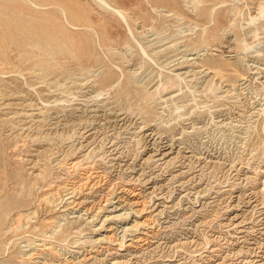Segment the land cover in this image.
Instances as JSON below:
<instances>
[{"label": "rangeland", "instance_id": "374dc122", "mask_svg": "<svg viewBox=\"0 0 264 264\" xmlns=\"http://www.w3.org/2000/svg\"><path fill=\"white\" fill-rule=\"evenodd\" d=\"M105 1L0 0V264H61L43 242L78 264H215L216 243L253 247L264 236L235 239L261 209L245 196L264 181V0ZM161 145L172 162L144 160ZM124 226L147 244L110 255L102 236Z\"/></svg>", "mask_w": 264, "mask_h": 264}, {"label": "bare ground", "instance_id": "6f19581e", "mask_svg": "<svg viewBox=\"0 0 264 264\" xmlns=\"http://www.w3.org/2000/svg\"><path fill=\"white\" fill-rule=\"evenodd\" d=\"M98 1H101V3L103 4V5H105V4H107L106 3V1L105 0H98ZM260 2V1H259ZM259 4V3H258ZM259 13L257 14V15H254V16H252L251 17V21H254V20H257L258 18L257 17H259V16H264V7H261V8H259ZM116 13H118V14H120V15H123L122 14V11H120V10H117L116 11ZM231 21V20H230ZM256 24H257V22H256ZM103 28V27H102ZM262 29H264V25H261L260 27L259 26H257V27H255V29L254 30H251V33H252V36H253V38H255V37H257L258 36V30H262ZM104 30V29H103ZM102 30V31H103ZM30 32V31H29ZM28 32V33H29ZM105 32V31H104ZM32 33H34V32H32ZM105 34V33H104ZM248 34V33H247ZM28 35V34H27ZM106 35V34H105ZM262 35H264V34H262ZM108 36V35H107ZM4 38V37H3ZM252 38V37H251ZM247 39V38H246ZM258 40V39H257ZM259 40H260V38H259ZM255 41V40H254ZM2 42L4 43V41H3V39H2ZM1 43V42H0ZM245 43V42H244ZM2 44V43H1ZM233 44V43H232ZM40 46V45H39ZM234 46V45H233ZM236 46H238V45H236ZM3 48H4V45H3ZM1 49V48H0ZM240 49V48H239ZM2 50V49H1ZM231 50V49H230ZM2 52V51H1ZM40 60V59H39ZM42 61V63H43V59H41ZM35 63V62H34ZM46 63V62H45ZM37 64V63H36ZM35 64V65H36ZM39 65H41V64H39ZM48 65V64H47ZM49 66H50V64H49ZM45 66H43V68H44ZM42 68V67H41ZM212 68L214 69V67L212 66ZM216 68V67H215ZM46 69V68H45ZM48 69V68H47ZM215 71H218V70H215ZM214 73V72H213ZM179 74V73H178ZM215 75V74H214ZM218 76H220V75H218ZM214 77V76H213ZM176 78V77H175ZM166 83V82H165ZM175 85V79H173V80H171L170 82H167V87H173ZM166 86V85H165ZM247 108V107H246ZM253 109H254V107H253ZM100 111V110H99ZM255 113V112H254ZM250 115V114H249ZM105 116V115H104ZM117 117V116H116ZM66 119V118H65ZM79 119H81V118H79ZM95 119V118H94ZM93 119V120H94ZM68 121V120H67ZM71 121V120H70ZM77 122V121H76ZM83 122V121H82ZM145 123V122H144ZM80 124V123H79ZM67 125V124H66ZM68 126V125H67ZM87 127V126H86ZM84 132V131H83ZM91 135V134H90ZM90 138V137H89ZM93 140V139H92ZM91 142V141H90ZM91 144V143H90ZM173 144V143H172ZM171 144V145H172ZM81 145V144H80ZM173 145H175V144H173ZM84 148V147H83ZM92 149H94V148H92ZM79 150V149H78ZM171 149V147H169V146H160L159 148H157V149H155L154 150V152L155 153H153V154H149L148 156H147V158H144V160L146 159V160H151L152 158H154L155 156H158V158H157V160L159 161V160H164V162H163V164H167L168 162H172V160H174V157L175 156H171L170 157V154H172V151H174V150H172ZM179 150V149H178ZM76 151V150H75ZM89 151V150H88ZM80 152V151H79ZM78 152V153H79ZM87 152V151H86ZM186 152V151H185ZM188 152V151H187ZM88 153V152H87ZM177 153V152H176ZM179 153H180V151H179ZM92 154V153H91ZM177 155V154H176ZM184 155H186V154H184ZM183 156V155H182ZM69 157V156H68ZM82 157V156H81ZM191 157V156H190ZM183 158H185V157H183ZM145 160V161H146ZM154 160H155V158H154ZM156 160V161H157ZM178 161V160H177ZM183 161V160H182ZM61 163V162H60ZM88 163V162H87ZM69 164V163H68ZM73 164V167L75 166V167H78V166H80L81 165V160L79 161L78 159L77 160H74V163H72ZM169 164V163H168ZM172 164H174V163H172ZM170 165H171V163H170ZM86 166V165H85ZM88 166V165H87ZM233 166V165H232ZM236 166V165H235ZM72 167V168H73ZM74 167V168H75ZM166 167V166H165ZM91 170V169H90ZM170 172V171H169ZM184 172V171H183ZM261 172H264V169H262L261 170ZM95 173V172H94ZM86 174V173H85ZM173 175V174H172ZM37 177V176H36ZM194 178V177H193ZM192 178V179H193ZM153 180V179H152ZM182 180V179H181ZM147 181V180H146ZM172 181V180H171ZM86 182H88V181H86ZM98 182V181H97ZM184 182V181H183ZM261 183H260V185H259V187H260V189L259 190H252V191H250V193H249V195H247V196H245L246 197V199H247V201H246V203H250V205L251 204H253V206H252V209H256L257 208V206L258 205H260L259 206V208H261L257 213H258V218H259V220H257V222L256 223H253V225L252 224H250V225H252V226H250V231H247V229L248 228H242V229H245L247 232H246V234H243L242 236H240V237H237L236 239H235V241H238L239 239H242V241H241V243H246L250 238H249V236H251L252 235V233H254L255 232V234L257 233V234H259V236L260 237H258V238H260L261 239V236H264V181H260ZM95 183V182H94ZM179 183H182L181 181L179 182ZM192 183V182H191ZM77 184H80V183H77ZM92 184V183H91ZM83 186H85V184L83 183L82 184ZM66 186V185H65ZM88 186V185H87ZM95 186V184H93V187ZM155 186V185H154ZM58 187V186H57ZM67 187V186H66ZM86 187V186H85ZM84 187V188H85ZM89 187V186H88ZM189 187V186H188ZM64 188V187H63ZM62 188V189H63ZM69 188H71V187H69ZM68 188V189H69ZM74 189H76L75 187H73ZM87 188V187H86ZM85 188V189H86ZM92 188V187H91ZM156 188V187H155ZM55 189V188H54ZM57 189H59V191H61L60 190V188L58 187ZM56 189V190H57ZM93 189V188H92ZM106 189V188H105ZM156 190V189H155ZM53 191V190H52ZM70 191V190H69ZM68 191V192H69ZM72 191V190H71ZM70 191V192H71ZM83 191V190H82ZM125 191H127L126 189H125ZM51 192V191H50ZM54 192V191H53ZM56 192V191H55ZM64 192H65V190H64ZM73 192V191H72ZM75 192V191H74ZM104 192V191H103ZM155 191H153V193H154ZM190 192V191H189ZM192 192V191H191ZM197 192V191H196ZM66 193H67V190H66ZM82 193V192H81ZM131 193V196H130V198L131 199H135V197H132V196H135V194L137 195V193H133V192H130ZM133 193V194H132ZM44 194H45V192H44ZM53 194V193H52ZM57 194V193H56ZM80 194V193H79ZM101 194V193H100ZM108 194V193H107ZM122 194V193H121ZM124 194V193H123ZM160 194V193H159ZM247 194V193H246ZM57 195H59V194H57ZM61 195V194H60ZM67 195H68V193H67ZM72 195V194H71ZM81 195V194H80ZM86 195V194H85ZM111 194H108L107 196H110ZM112 195H113V193H112ZM111 195V196H112ZM128 195V194H127ZM258 195V196H257ZM49 196V195H48ZM48 196L47 197H45V196H43V198H44V200H46L47 198H48ZM70 196V195H69ZM76 196V195H75ZM77 196H78V194H77ZM102 196V195H101ZM126 196V195H125ZM61 197V196H60ZM72 197V196H71ZM83 197V196H82ZM117 199H118V201H120V200H122V201H125L127 198L125 197V198H123L124 196L123 195H116L115 196ZM143 197V196H142ZM149 197V196H148ZM56 198V197H55ZM69 198V197H68ZM76 198V197H75ZM77 198H79V197H77ZM146 198V197H145ZM168 198V197H167ZM50 199V198H49ZM85 199V198H84ZM102 199V198H101ZM124 199V200H123ZM131 199H129V200H131ZM160 199H161V197H160ZM56 200L57 199H55V202H56ZM78 200V199H77ZM107 200H109V199H106V201ZM150 200V199H149ZM51 201H52V197H51ZM83 201V200H82ZM81 201V202H82ZM127 201V200H126ZM165 201V200H164ZM8 202V201H7ZM68 202V201H67ZM80 202V203H81ZM98 202V201H97ZM162 202V201H161ZM182 202V201H181ZM74 203H75V200L74 201H72L71 202V204H73V206H76V205H79V200H78V202L76 203V205H74ZM84 203V202H83ZM82 203V204H83ZM133 204H138V202L137 201H135V202H132ZM131 203V204H132ZM144 203V202H143ZM158 203H160V202H158ZM49 204H51L50 202H49ZM204 204V203H203ZM245 204V203H244ZM67 205H70V204H67ZM92 205V204H91ZM159 205V204H158ZM201 205V204H200ZM247 205V204H246ZM106 206V205H105ZM175 206V205H174ZM249 206V205H248ZM68 207V206H67ZM77 208H78V206H77ZM97 208H101L100 206L99 207H97ZM115 208V207H114ZM142 208V207H141ZM167 208V207H166ZM170 208V207H169ZM200 208H202V207H200ZM142 210V209H141ZM163 210V209H162ZM164 211V210H163ZM112 212V211H111ZM0 213H2V212H0ZM128 213V212H127ZM135 213V212H134ZM252 213V212H251ZM34 214V213H33ZM69 214V213H68ZM94 214V213H93ZM7 215V214H6ZM122 216V215H121ZM128 216V215H127ZM183 216V215H182ZM104 217H105V215H104ZM160 217V216H159ZM165 217V216H164ZM181 217V216H180ZM261 217V218H260ZM2 218V217H1ZM53 218V217H52ZM60 218H62V217H60ZM92 218H93V216H92ZM105 218H107V219H104L105 221H107V220H109V221H111V222H113V223H115L114 221H116L117 220V218H121V217H118V214H117V216L116 215H113V216H111V217H109L108 215L105 217ZM172 218V217H171ZM257 218V219H258ZM49 219V218H48ZM63 219V218H62ZM61 219V220H62ZM66 219V218H65ZM122 219V218H121ZM120 219V220H121ZM167 219V218H166ZM47 220V219H46ZM49 220H53V219H49ZM78 220V219H77ZM66 221H67V219H66ZM69 221V220H68ZM91 221V220H90ZM137 221V220H136ZM135 221V225H133V227H135L136 228V226L138 225V224H136V223H138V222H136ZM242 221V220H241ZM240 221V222H241ZM244 221V220H243ZM242 221V222H243ZM246 221V220H245ZM77 222V221H76ZM143 222V221H142ZM177 222V221H176ZM241 222V223H242ZM249 222V221H248ZM248 222H247V224H248ZM251 222V221H250ZM253 222V221H252ZM61 223V222H60ZM66 223V222H65ZM69 223H70V221H69ZM103 223H104V221H103ZM150 223H151V221H150ZM244 223V222H243ZM15 223H13V224H11L10 225V227L8 228V229H11V231L13 230V231H18L20 228H22V225L19 223H17V224H15ZM245 224H246V222H245ZM246 224V225H247ZM241 225V224H240ZM118 226V225H117ZM131 226V225H130ZM109 227V230H110V233L113 231V229H112V227L110 228V226H108ZM115 227V226H114ZM165 227V226H164ZM242 227V226H241ZM244 227V226H243ZM249 227V226H248ZM78 228V227H77ZM100 228V227H99ZM147 228V227H146ZM53 229V228H52ZM58 228H56L55 229V231L57 230ZM134 229V228H133ZM81 230V229H80ZM117 230V229H116ZM136 230V229H135ZM173 230V229H172ZM245 230L244 231H240L239 233H245ZM9 231V230H8ZM54 231V232H55ZM77 231V230H76ZM129 231H132V227H131V229H129V228H125V226H124V228H121V232H122V235L120 236V237H115V235H114V233H112V234H108V235H106V236H102V238L103 239H106V241L108 242V244L110 245L111 243H113V242H117L116 244L118 245V247H117V249L116 250H114L113 251V248H111V247H104L105 248V250L107 251V252H109V254L111 255V254H115V253H117L118 251H126L127 253L129 252V254H133V253H135L133 250H130V248H132V247H134V244L135 243H139V242H144V244L146 243L147 244V238H145V239H140V238H138V237H131L130 239H127V240H125V238H126V236L129 234V233H131V232H129ZM152 231V230H151ZM238 231V230H237ZM149 232V231H148ZM148 232H146V233H144V234H147L146 236H148V237H152V235H150ZM46 233V232H45ZM52 233V232H51ZM169 233V232H168ZM17 234V233H16ZM53 236V235H52ZM114 236V237H113ZM228 236V235H227ZM238 236V235H237ZM253 236V235H252ZM251 236V237H252ZM256 236V235H255ZM155 237V236H154ZM220 238V237H219ZM255 238V237H254ZM90 239V238H89ZM103 239H102V241H103ZM96 240V239H95ZM99 240V239H98ZM101 240V239H100ZM129 240V243H126L127 241ZM217 240V239H216ZM226 240V239H225ZM262 241H264V238H262L261 239V241L260 240H258V239H254L253 240V242L252 243H249V244H251V245H253V247H251V248H249L248 246V249H246V251H243V249H242V246L241 247H239L238 249H236L235 247H231V249L229 248V250H228V248L226 249L227 250V253L228 254H226V252H225V254L226 255H224V256H222V254H220L221 252H223L224 251V248L225 247H223V245H221V244H214V246H213V248L212 249H210L209 251H210V254H209V256L207 257L208 258V260L209 261H211V262H217V263H215V264H223L224 262L223 261H225L227 258V256H230V255H232V257H234V258H232V261H238V263L237 264H264V250H262V249H264V243H262ZM26 242V241H25ZM35 242V241H34ZM152 242V241H151ZM160 242V241H159ZM211 242V241H210ZM226 242V241H225ZM230 242V241H229ZM38 243V242H37ZM137 243V244H138ZM213 243H215V242H213ZM29 244V246H31L32 245V243L31 242H29L28 243ZM40 244V246L41 247H43V250L45 249L48 253H49V255L51 254V255H53L54 256V261H59L61 264H78L77 262H80L79 260H76L75 261V259H69L68 257H66L65 256V254L63 253V252H61L60 253V251H57V250H55L54 249V247L50 244V243H46V242H43L42 244L41 243H39ZM136 244V245H137ZM211 244V243H210ZM232 243L230 242V244L229 245H231ZM239 244V243H238ZM142 245V244H141ZM208 245V244H207ZM212 245V244H211ZM27 246V245H26ZM175 246V245H174ZM205 246V245H204ZM234 246V245H233ZM238 246V245H237ZM236 246V247H237ZM246 246V245H245ZM28 247V246H27ZM137 247H139L138 245H137ZM28 248H30V247H28ZM38 248V247H37ZM136 248V247H135ZM211 248V247H210ZM235 248V249H234ZM25 249V248H24ZM42 249V248H41ZM69 249V248H68ZM234 249V250H233ZM35 250H37L35 247H33L32 246V248H30V249H27V251L26 252H24V253H22L21 254V256H20V258H21V260L22 261H25L26 263H32V261L33 260H35L36 261V257H35V255H36V253L38 252H35ZM44 250V251H45ZM88 250V249H87ZM225 250V251H226ZM113 251V252H112ZM208 251V252H209ZM78 252V251H77ZM111 252V253H110ZM133 252V253H132ZM175 253V252H174ZM46 254V253H45ZM85 254V253H84ZM137 254V253H136ZM41 255H42V253H41ZM40 255V256H41ZM90 255V254H89ZM88 255V256H89ZM53 256H52V258H53ZM91 256V255H90ZM175 256V255H174ZM38 257V256H37ZM42 257H44V256H42ZM42 257H41V260H42ZM81 257V256H80ZM95 257V256H94ZM98 258V257H97ZM229 258V257H228ZM81 259H82V257H81ZM89 259V258H88ZM206 259V258H205ZM222 260V262H218V260ZM38 260V259H37ZM40 260V261H41ZM87 260V259H86ZM204 260V259H203ZM229 260V259H228ZM240 260V261H239ZM128 261V260H127ZM143 261V260H142ZM227 261V260H226ZM82 262V261H81ZM84 262V261H83ZM138 262V261H137ZM230 262V261H229ZM33 263H35L34 261H33ZM38 263V262H37ZM41 263V262H40ZM86 263V262H85ZM85 263H83V264H85ZM139 263V262H138ZM236 263V262H235ZM44 264V263H43ZM48 264V263H47ZM58 264V263H57ZM111 264H124V261H121V260H119V259H117V258H114L113 260H112V263ZM212 264V263H211ZM229 264V263H228ZM232 264H234V263H232Z\"/></svg>", "mask_w": 264, "mask_h": 264}]
</instances>
